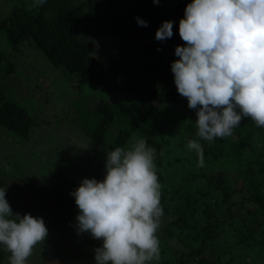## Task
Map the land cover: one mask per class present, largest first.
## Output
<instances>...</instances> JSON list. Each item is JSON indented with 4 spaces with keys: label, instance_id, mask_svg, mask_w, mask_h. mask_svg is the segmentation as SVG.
I'll list each match as a JSON object with an SVG mask.
<instances>
[{
    "label": "trees",
    "instance_id": "16d2710c",
    "mask_svg": "<svg viewBox=\"0 0 264 264\" xmlns=\"http://www.w3.org/2000/svg\"><path fill=\"white\" fill-rule=\"evenodd\" d=\"M171 2L157 8L152 0H46L38 6L32 0H17L0 17V124L26 139L44 135L51 146L57 145L55 141L63 146L85 141L91 147L86 157L74 154L60 161L62 154L55 156L48 173L55 191L43 190V199L55 205L56 196L66 195L64 186L71 189L69 195L83 178L103 179L107 151L128 147L138 133H151L144 128L148 118L154 119L158 129L153 131L157 134L153 142H159L155 165L167 220L159 235L160 257L149 264H264V127L244 118L232 135L200 140L201 153L186 147L189 139L197 138L198 117L177 91L171 63L179 59L175 48L186 43L179 34V20L187 1ZM136 17L147 26L139 25ZM165 20L175 21L174 34L159 41L156 31ZM4 45L20 51L22 58L30 53L32 63L42 53L48 63L75 80L78 95L81 89L103 85L94 108L76 99L70 130L45 133V125L38 129L41 121L23 103L27 94L20 88L28 82L26 73ZM137 66L138 81L120 83ZM149 85L151 89L146 88ZM73 125L78 128L73 130ZM229 155L238 165L236 182L222 166L229 164ZM36 185L31 176L0 166V186L7 187L14 214L10 196L18 205L28 192L35 202ZM31 205L28 202L27 212L17 208L18 214L30 213ZM88 240L93 243L91 235ZM8 255L0 246V264ZM93 256L90 253L95 260Z\"/></svg>",
    "mask_w": 264,
    "mask_h": 264
},
{
    "label": "clouds",
    "instance_id": "9594fccd",
    "mask_svg": "<svg viewBox=\"0 0 264 264\" xmlns=\"http://www.w3.org/2000/svg\"><path fill=\"white\" fill-rule=\"evenodd\" d=\"M45 2L32 0L34 6ZM136 20L147 26L144 19ZM174 23L165 20L156 39L172 37ZM179 34L186 43L175 48L179 59L171 71L178 93L198 117V139H189L186 147L199 154L200 140L230 136L244 118L264 127V0H191ZM155 159L156 149L144 137L129 147L117 146L107 151L103 179L83 178L70 193L79 209L77 232L102 240L94 249L95 264L159 259L163 208ZM6 191L0 186V246L9 253L8 264H29L49 229L43 217L14 214Z\"/></svg>",
    "mask_w": 264,
    "mask_h": 264
},
{
    "label": "rangeland",
    "instance_id": "374dc122",
    "mask_svg": "<svg viewBox=\"0 0 264 264\" xmlns=\"http://www.w3.org/2000/svg\"><path fill=\"white\" fill-rule=\"evenodd\" d=\"M16 1L17 0H0V17L10 9ZM186 1L187 4L191 2V0ZM152 2L157 8L161 6L167 7L172 3L171 0H160L159 4L155 3L154 0H152ZM85 36L91 35L85 34ZM91 38L93 37L91 36ZM3 48L11 59L20 61L19 67L26 73L25 78L28 82L22 83L20 88L23 93L27 94V98L23 103L25 104L26 102L30 110L37 117V121H41V125L38 126V129L45 125V133H52V131L54 133H66L67 130H70L68 128L70 127L68 123H70L71 115L75 112L74 101L76 99L82 98L84 104L89 108H94L99 100L100 92L104 89L103 85L95 84L88 89H81V95H78L80 93L78 90L80 86H76L75 80L64 74L60 68L48 63L42 53L38 52L34 63H32L30 53H28L27 58H22L20 56V51L13 50L7 45H4ZM107 48L110 49L111 46ZM129 72L130 74H127L128 77H123L120 83L127 84L131 79L138 81L141 68L137 66L136 68L130 69ZM152 86L149 85L146 88L151 89ZM110 90L113 92L112 87H110ZM182 99L185 100L186 97ZM161 101L163 104H166L163 99ZM165 107H167V105ZM38 117H40V120ZM44 118H47L52 125L47 126L43 120ZM146 122L147 127L144 128V131H151V133H138L139 136L136 135L130 142V145L135 139L144 137L148 140L149 144L156 149V154H158L159 142H153L157 139H154V137H157V134H153V131L158 129V122L149 118ZM59 125L61 127H59ZM3 127L4 126L0 124V166L4 167L6 171L12 174L21 176L28 175L37 181V185L33 188L34 191L32 192L37 194V196H35L37 200L34 202L32 197L33 194L29 195L27 192L22 202L17 205L14 195H11L13 197L10 196V200L15 205L13 209L16 213H18L17 208L20 209L21 213L23 211L27 212V204L31 202L30 213L33 216L43 217L49 229L47 239L34 247L33 253L29 257V264H95V260L90 257V253H94L93 257H95L94 249L96 246L94 242L99 241L102 245V240L92 237L93 243H91L88 240L89 233L85 232L80 234L77 232L75 218L79 209L75 203V198L71 196L70 193L68 195V190L71 189L64 186L62 190L66 192V195L63 197L56 196L55 205L50 203L51 200L43 199L45 197L43 190L46 189V187L49 191L45 192V194L55 191L54 186L56 183L53 181L52 177L48 176V173L50 175L52 173L50 166L53 164L55 156L62 154L60 161L67 157L72 158L77 156L74 154H78L80 157H86L91 147L89 149L85 141L78 143L69 142L64 146L58 141H55L54 143L57 145L55 146L52 144L51 146L48 145L47 142L50 141H47L44 135L35 136V134H32L26 139L19 136L11 129ZM72 128L76 130L78 127L73 125ZM67 136L73 140L76 139L72 134H68ZM156 144L157 146L155 147L154 145ZM81 145L87 146L80 147ZM97 149L98 146H96V151H98ZM229 156V164L223 163L222 166L225 167L232 175L234 182H236V178H239L237 175L238 165L236 160L233 159V156ZM46 175L48 178H46ZM47 179L49 182H47ZM73 189L72 187V191ZM57 191L59 190L57 189ZM166 220L167 216L163 213V216L160 218V227L157 232L158 238L159 235H161L163 222ZM163 254L167 253H161L162 256ZM3 264H8V258H5Z\"/></svg>",
    "mask_w": 264,
    "mask_h": 264
}]
</instances>
